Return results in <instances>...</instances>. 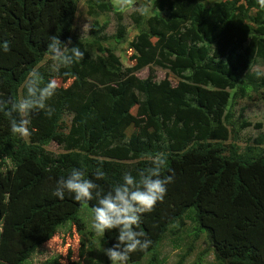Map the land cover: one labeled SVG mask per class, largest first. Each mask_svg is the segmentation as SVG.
<instances>
[{
  "label": "trees",
  "instance_id": "obj_1",
  "mask_svg": "<svg viewBox=\"0 0 264 264\" xmlns=\"http://www.w3.org/2000/svg\"><path fill=\"white\" fill-rule=\"evenodd\" d=\"M147 1L164 15L135 18L138 34L124 66L100 31L91 40L72 37L81 2L95 14L114 12L110 0H0V43H9L7 52L0 50V100L21 98L33 69L42 83L54 78L42 66L49 37L84 51V59L66 69L71 84L59 86L48 101L51 117L37 112V143L11 134L9 118L0 112V170L7 162L13 167L0 172V264H25L59 227L78 223L83 204L92 209L94 200L78 203L67 193L63 200L52 195L57 180L72 168L88 178L101 169L104 177L95 182L105 191L121 180L92 153L120 161L135 153V137L124 145L133 107L153 113L156 134L151 147L139 143L133 176L163 154L162 175L173 181L163 201L141 216L140 230L152 245L131 254L128 264L147 256V264H156L158 243L187 217L196 224V237L206 234L218 263L264 264V149L240 154L233 144L223 145L227 130L215 122L230 90L244 95L249 87L264 89V77L248 73L257 60L264 66V9L256 0ZM117 35L121 41L125 30ZM151 66L169 70L180 81L174 87L168 80L154 81L153 75L136 76ZM65 114L72 121L62 137L63 152L55 154L46 147L61 131ZM114 237L115 230L106 232L103 246L112 247Z\"/></svg>",
  "mask_w": 264,
  "mask_h": 264
},
{
  "label": "rangeland",
  "instance_id": "obj_2",
  "mask_svg": "<svg viewBox=\"0 0 264 264\" xmlns=\"http://www.w3.org/2000/svg\"><path fill=\"white\" fill-rule=\"evenodd\" d=\"M114 6V12L89 14L85 2L78 6L74 22L72 37L85 41L93 38V33L100 31L101 37L106 39L107 44L115 47L117 56L120 57L124 66L129 65L128 57L131 55L129 43L138 34L135 18L141 19L145 15L164 13L154 9L152 3L147 0H110ZM220 0H210L209 4ZM247 3L246 1H243ZM104 27V28H103ZM123 28L125 37L118 41V31ZM50 59L47 57L43 67H47L49 72L58 81L61 87H68L71 84L69 76H65L66 69L53 73L49 69ZM258 79L264 77V66L257 60L248 72ZM153 75L154 81L161 82L168 80L172 86H176L180 81L169 70L156 66L146 67L136 73L140 79H147ZM230 100L221 116H216L215 122L223 125L227 130V137L220 142L229 146L234 145L240 154H244L248 148L264 149V89L254 90L249 87L244 95L238 90H230ZM37 112L30 116L29 135L23 138L30 143H37L40 135L34 129V121ZM218 117V118H217ZM154 115L150 110L138 107L131 108L130 126L126 131V141L124 145L129 146L132 137H135L137 145L133 150L135 153L128 160L120 161L100 157L98 152H93L92 156L103 163L106 168L122 177L125 172L134 175L139 159L136 158V151L139 150V143L144 141L149 147L155 143ZM72 116L65 114L62 128L58 136L55 137L46 149L55 154H60L62 150V137L71 125ZM209 143H214L210 141ZM121 145V146H124ZM119 147V146H118ZM13 169L10 162L0 170L5 175ZM7 197V196H6ZM6 201V199H5ZM4 201V202H5ZM190 215V214H189ZM92 212L87 204H83L79 212L78 223H68L57 229L55 236L49 242L41 246L38 251L25 264H48L52 260H58L59 264H110L108 258L103 254L102 237H96L91 229ZM3 220L0 218V234L2 232ZM196 224L190 217L185 219V224L178 223L171 226L157 246L156 264H220L215 259L214 252L209 245L205 233H199L196 237ZM150 256L145 257L139 264H147Z\"/></svg>",
  "mask_w": 264,
  "mask_h": 264
},
{
  "label": "clouds",
  "instance_id": "obj_3",
  "mask_svg": "<svg viewBox=\"0 0 264 264\" xmlns=\"http://www.w3.org/2000/svg\"><path fill=\"white\" fill-rule=\"evenodd\" d=\"M256 4L264 9V0H256ZM70 43H62L57 36L49 37L45 54L51 61V72L67 69L84 59V51L80 47H69ZM8 49V41L0 43V50L7 52ZM68 74L64 72L65 76ZM22 86L25 94L21 98L11 102L0 100V112L9 118L11 134L25 138L29 135L32 113L43 111L51 117L52 109L48 101L57 93L59 85L55 78L42 83L39 72L33 69L27 74ZM150 159V166L139 171L136 176L125 172L121 180L106 191L95 182L104 177L101 169H96L88 178L84 170L74 167L57 180L52 192L54 197L61 200L67 193L78 203L95 201L91 209L93 234L103 238L106 232L115 230L116 242L110 248H103V254L110 264H128L131 254L146 252L153 243L140 230L141 216L151 212L158 202L163 201L167 185L172 183L173 177L162 175L167 162L163 154Z\"/></svg>",
  "mask_w": 264,
  "mask_h": 264
}]
</instances>
